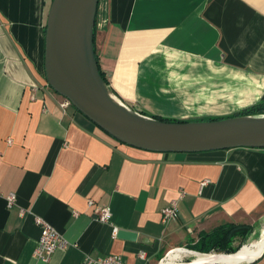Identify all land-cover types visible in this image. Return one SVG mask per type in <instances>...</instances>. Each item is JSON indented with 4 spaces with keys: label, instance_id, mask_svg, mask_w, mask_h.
<instances>
[{
    "label": "crops",
    "instance_id": "1",
    "mask_svg": "<svg viewBox=\"0 0 264 264\" xmlns=\"http://www.w3.org/2000/svg\"><path fill=\"white\" fill-rule=\"evenodd\" d=\"M51 1L0 0V264H44L38 217L68 242L48 264L110 254L159 264L219 230L256 233L264 148L148 151L64 107L44 68ZM95 48L117 98L144 116L219 120L264 106V0H100ZM175 199L179 215L164 223Z\"/></svg>",
    "mask_w": 264,
    "mask_h": 264
},
{
    "label": "water",
    "instance_id": "2",
    "mask_svg": "<svg viewBox=\"0 0 264 264\" xmlns=\"http://www.w3.org/2000/svg\"><path fill=\"white\" fill-rule=\"evenodd\" d=\"M99 3L100 0L51 1L45 29L44 68L47 82L57 93L115 139L144 150L203 152L264 148V118L245 120L246 115L219 120L165 121L117 105L107 93L111 91L96 60L95 24ZM117 236L137 239L136 232L124 229L118 230ZM233 254L203 253L213 257ZM263 255L264 250L245 263H253ZM184 264L211 263L191 260Z\"/></svg>",
    "mask_w": 264,
    "mask_h": 264
},
{
    "label": "built area",
    "instance_id": "3",
    "mask_svg": "<svg viewBox=\"0 0 264 264\" xmlns=\"http://www.w3.org/2000/svg\"><path fill=\"white\" fill-rule=\"evenodd\" d=\"M109 90L115 95L110 85L107 84ZM116 96V95H115ZM117 97V96H116ZM70 101L66 100L63 106L70 105ZM251 116V115H247ZM8 206L11 208L16 202V195L14 193L10 194L7 198ZM89 204L93 205L94 201L89 200ZM162 221L167 223L175 219L179 215V200H173L169 205L165 206L162 211ZM111 212L108 208H104L98 212V220L101 222L111 221ZM36 223L42 227V232L40 239L38 241L37 247L35 249V257L42 261L44 264H48L53 256V254L58 249H65L68 246L66 239L61 236L54 228H52L48 223H46L42 218H36ZM117 228H114V234L117 235ZM141 258H146V254L142 252L140 254ZM80 264H125L122 256L120 255H107L100 258H95L93 256H85Z\"/></svg>",
    "mask_w": 264,
    "mask_h": 264
},
{
    "label": "bare ground",
    "instance_id": "4",
    "mask_svg": "<svg viewBox=\"0 0 264 264\" xmlns=\"http://www.w3.org/2000/svg\"><path fill=\"white\" fill-rule=\"evenodd\" d=\"M107 93L110 96V98L117 105H119L120 107H122L124 109H128L129 108V107H127V108L123 107L122 104H124V103L121 102V100H119L113 93L109 92L108 90H107ZM253 118H264V115L256 114V115L248 116V117H246L244 119L246 120V119H253ZM263 250H264V230L262 231V235L258 239V241H254L251 244L245 245L243 250L239 253V255H242V254L245 255L246 254V256H248V255H250L252 253L250 256H248L244 260L238 258L236 253H234L231 256L218 255V256H214L213 257V256H209V255L198 254V253H195V252H193V251H191L189 249H186V248H179V249L171 251V253L168 255V258H166V260L164 262L160 263V264H164L167 261V259H169L172 255H174V254H176L178 252H181V251L190 252L192 254V256L195 257V259L193 258L192 263L209 262L211 264H240V263L246 262L247 260H251V259L259 256L263 252ZM184 257L188 258V257H191V256L177 254V255L174 256V259L176 261H179V260L183 259ZM167 264H175V263L168 262ZM179 264H184V263H179Z\"/></svg>",
    "mask_w": 264,
    "mask_h": 264
},
{
    "label": "trees",
    "instance_id": "5",
    "mask_svg": "<svg viewBox=\"0 0 264 264\" xmlns=\"http://www.w3.org/2000/svg\"><path fill=\"white\" fill-rule=\"evenodd\" d=\"M96 60H97V64H98V68H99L101 76L103 77L105 82L109 84L104 71L100 67L99 58L97 54H96ZM262 113H264V106L259 105L255 108L253 107V108H250L249 110L242 112L238 116L256 115V114L264 115ZM161 120L172 121L169 119H161ZM239 229L240 228L234 227V228H229L225 230H219L215 234H212L211 236L204 237L201 240L202 241L201 245L197 246V248H199L201 251H206V252H209L212 248H218V249L223 248V249H226L227 252H235V251H232V248L229 246V244L231 240L233 239V236L239 232L238 231Z\"/></svg>",
    "mask_w": 264,
    "mask_h": 264
},
{
    "label": "rangeland",
    "instance_id": "6",
    "mask_svg": "<svg viewBox=\"0 0 264 264\" xmlns=\"http://www.w3.org/2000/svg\"><path fill=\"white\" fill-rule=\"evenodd\" d=\"M123 107L127 108L126 105L122 104ZM264 114V113H262ZM264 230V222L263 224H261V226L259 227V229L257 230L256 233L253 234H247V232H244V231H239L236 235L233 236V239L231 240L229 246L232 248V251H239L244 245H247V244H251L253 243L254 241H258V239L261 237L262 235V231ZM201 239L194 245H190V246H186V247H182V248H186V249H189L191 251H195V252H198L199 254H203V253H235V252H227L226 249H218V248H212L209 252H206V251H201L199 248H197V246H200L201 245ZM188 255V256H191V257H184L183 259L179 260V261H176L174 259V256L175 255ZM193 258L195 259L194 256H192V254L190 252H187V251H182V252H178L174 255H172L169 260H167L168 262H173L175 264H179V263H184V262H189L191 260H193Z\"/></svg>",
    "mask_w": 264,
    "mask_h": 264
}]
</instances>
